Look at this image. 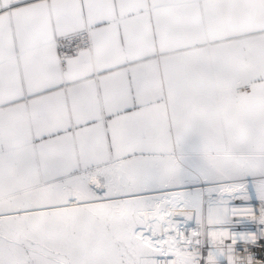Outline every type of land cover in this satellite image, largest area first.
Wrapping results in <instances>:
<instances>
[{"label": "snow or ice", "instance_id": "6c2138e0", "mask_svg": "<svg viewBox=\"0 0 264 264\" xmlns=\"http://www.w3.org/2000/svg\"><path fill=\"white\" fill-rule=\"evenodd\" d=\"M0 264H264V0H0Z\"/></svg>", "mask_w": 264, "mask_h": 264}, {"label": "built area", "instance_id": "2783aa9c", "mask_svg": "<svg viewBox=\"0 0 264 264\" xmlns=\"http://www.w3.org/2000/svg\"><path fill=\"white\" fill-rule=\"evenodd\" d=\"M234 203L237 204V205L242 204L241 201H235ZM243 219L244 218H242V217H234L233 218V220H234L233 227L238 229V230H243L244 227H245V223H247V222L241 223L240 221H242ZM189 224H191L193 227L195 226L194 225V221H190Z\"/></svg>", "mask_w": 264, "mask_h": 264}]
</instances>
